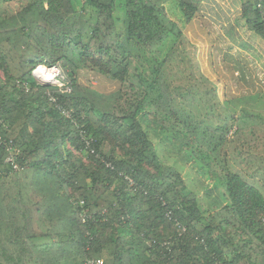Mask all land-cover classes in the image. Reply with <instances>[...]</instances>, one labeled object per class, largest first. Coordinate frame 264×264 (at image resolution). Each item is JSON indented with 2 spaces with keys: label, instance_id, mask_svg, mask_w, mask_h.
I'll list each match as a JSON object with an SVG mask.
<instances>
[{
  "label": "trees",
  "instance_id": "trees-1",
  "mask_svg": "<svg viewBox=\"0 0 264 264\" xmlns=\"http://www.w3.org/2000/svg\"><path fill=\"white\" fill-rule=\"evenodd\" d=\"M204 1L0 0V264H264V92L203 72Z\"/></svg>",
  "mask_w": 264,
  "mask_h": 264
},
{
  "label": "rangeland",
  "instance_id": "rangeland-1",
  "mask_svg": "<svg viewBox=\"0 0 264 264\" xmlns=\"http://www.w3.org/2000/svg\"><path fill=\"white\" fill-rule=\"evenodd\" d=\"M92 12L95 11L94 6L88 4ZM15 8V7H12ZM196 24L187 27V34L189 38L195 41L199 47L198 58L203 72L210 78V80L218 86V94L221 99L226 100L236 96H243L246 94H254L256 92H264V40H258L259 51L256 57H252L245 51H232L227 49L228 45L232 49L236 44L230 40L231 36L221 34V29L215 24L212 19L204 18L202 16L196 17ZM214 23H213V22ZM236 23L241 24L239 32L243 37L245 43H256V35L247 29L239 20ZM259 38V37H257ZM232 39V38H231ZM210 49V51H209ZM216 55L219 61L217 65L212 60L211 54ZM253 55V54H252ZM259 56V57H258ZM38 68V67H37ZM261 71L260 77L256 69ZM53 75L60 74V69H50ZM35 73V71H34ZM3 76V72L0 71ZM38 81H46L45 83H57L56 77L50 80H44L41 75H37ZM263 77V78H262ZM79 82L97 88L103 92H111L117 89L115 82L96 71L88 68L80 70L78 75ZM197 165L190 164L189 174L194 177H201L197 170ZM193 168V169H192ZM199 181V180H198ZM204 191V189H201ZM215 196V194L213 195ZM216 197V196H215ZM215 197L213 199H215ZM216 201V200H215ZM217 206L213 200L212 206Z\"/></svg>",
  "mask_w": 264,
  "mask_h": 264
},
{
  "label": "crops",
  "instance_id": "crops-1",
  "mask_svg": "<svg viewBox=\"0 0 264 264\" xmlns=\"http://www.w3.org/2000/svg\"><path fill=\"white\" fill-rule=\"evenodd\" d=\"M226 1L230 2V6L225 5ZM232 12L235 13L234 16L231 15ZM200 14L204 18L212 19L215 22V24L218 26V28L221 29L220 31L221 34H229V32L232 29L234 30V28L232 27L234 22L236 21V19H238V17L241 16V6L239 0H205L204 3L202 4ZM234 34H235L234 37H231L232 39L230 38V40L231 41L234 40L233 42L236 44V46H234L235 48L232 49L228 45L227 49L236 51L240 54H241L240 51H245L248 54H250L252 57L258 54L257 52L259 51L258 44L261 43L263 40L259 42L258 40L260 38L256 37L258 42L251 43L249 45V43L247 42L245 43L240 33L235 31ZM213 56L215 60H217L216 55L215 54L213 55L212 53L211 57L213 58ZM218 62L219 61H215V64L217 65ZM256 72L258 73L256 75H259L260 77L261 71L257 68ZM116 87H118V84H116Z\"/></svg>",
  "mask_w": 264,
  "mask_h": 264
},
{
  "label": "built area",
  "instance_id": "built-area-1",
  "mask_svg": "<svg viewBox=\"0 0 264 264\" xmlns=\"http://www.w3.org/2000/svg\"><path fill=\"white\" fill-rule=\"evenodd\" d=\"M50 69H56L58 71V67L54 66V67H47L45 65H39L38 68H36L35 71V76L36 74L39 76L40 74L44 73V72H52L50 71ZM57 73V72H56ZM55 73L54 78L57 76V74ZM54 74V73H53ZM40 77V76H39ZM37 78V76H36ZM53 78V79H54ZM45 83L46 81H40ZM9 160H12V158H9ZM15 169H18V165L14 164ZM85 264H105L103 259H87L85 261Z\"/></svg>",
  "mask_w": 264,
  "mask_h": 264
},
{
  "label": "bare ground",
  "instance_id": "bare-ground-1",
  "mask_svg": "<svg viewBox=\"0 0 264 264\" xmlns=\"http://www.w3.org/2000/svg\"><path fill=\"white\" fill-rule=\"evenodd\" d=\"M53 72H44L40 74L44 80H50L54 78V75L52 74Z\"/></svg>",
  "mask_w": 264,
  "mask_h": 264
}]
</instances>
